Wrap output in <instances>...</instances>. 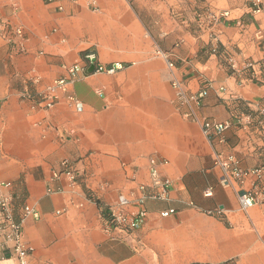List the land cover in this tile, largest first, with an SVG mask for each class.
<instances>
[{
	"label": "crops",
	"instance_id": "crops-1",
	"mask_svg": "<svg viewBox=\"0 0 264 264\" xmlns=\"http://www.w3.org/2000/svg\"><path fill=\"white\" fill-rule=\"evenodd\" d=\"M98 6L93 11L86 0H0V21L21 26L26 36L24 51L15 52L0 35V196L9 197L15 220L24 205L39 212L22 226L31 247L27 264L230 258L264 264L261 207L240 210L238 186L220 183L222 170L213 158L217 150L244 168L264 165V125H233L226 141L212 146L200 123L185 116L166 60L156 54L158 48L166 52L189 91L207 89L196 108L200 118L256 113L264 105V8L252 13L250 0H99ZM221 10L229 16L206 19L207 12ZM89 53L95 62L123 66L114 73L78 72L52 108L21 97L66 76L65 67ZM68 94L81 102L80 110ZM150 157L166 160L160 169L172 181L168 199L145 200L147 217L138 229L110 226L108 206L148 183ZM63 159L75 170L73 184L53 177ZM255 183L250 176L242 188ZM209 188L211 196H204ZM168 208L175 212L160 217ZM214 208L222 219L200 211ZM2 257L0 264H18L10 249Z\"/></svg>",
	"mask_w": 264,
	"mask_h": 264
},
{
	"label": "built area",
	"instance_id": "built-area-1",
	"mask_svg": "<svg viewBox=\"0 0 264 264\" xmlns=\"http://www.w3.org/2000/svg\"><path fill=\"white\" fill-rule=\"evenodd\" d=\"M53 2L57 0H45ZM99 0H86V4L93 10L97 11ZM251 12L259 13L264 8V0H250ZM59 9L62 7L59 5ZM229 16L227 10L218 12H207L206 19L211 21L219 20ZM0 35L6 37L15 52H23L26 36L24 30L19 25L11 24L7 21H0ZM156 54L161 55L166 60V66L170 74V85L174 90L176 99L180 105L186 106L185 116L200 123L202 132L212 146L215 144L224 143L225 135L231 126L235 125L238 129H247L250 126L264 125V105L257 109L256 113L240 112L235 114L233 120L217 121L213 119L200 118L196 113V108L201 105L203 98L207 95L206 88H200L197 91H189L184 81L175 74V64L168 59L166 52L159 48L156 49ZM230 67L237 70L238 66L233 58H228ZM93 66L95 72L114 73L122 68V63L111 62L108 65L95 62V55L89 53L84 55L80 62L71 66L65 67L66 76L54 79L47 83L39 92L31 90L23 91L21 97L35 104H40L42 108H52L60 98V93L66 92L68 84L75 79L76 74L80 71ZM38 81L35 76L34 82ZM67 100L69 104L77 110L82 108L81 102L73 95L68 94ZM214 164L220 166L222 170V178L220 183L225 186H238L237 199L240 210L247 213V210L253 206H260L264 217V165L244 168L241 166L239 159L232 155L224 154L222 151L214 150ZM166 160L150 157L148 159V183H138L134 189L127 193L118 195L114 204L108 206L106 221L110 226L117 227L125 231L138 229L147 217V211L144 208L145 200H166L172 186L171 179L162 174L160 166L164 165ZM61 170L53 173L54 178H59L61 175L73 184L76 182V173L67 159L60 162ZM254 177L256 183L252 184L251 188L243 189L242 185L248 177ZM4 186H9L8 182L2 183ZM48 191H53L48 189ZM211 188L203 192L204 196H211ZM193 206V204H190ZM63 210H57L56 213H61ZM208 215H214L221 218V210L219 208L200 210ZM175 212L173 208L161 210L160 217H168ZM32 216L39 217V212L29 205H24L22 214L19 219L15 220L10 208V199L8 196H0V259H2V251L10 249L11 255L16 259L18 264H27L28 256L31 252V247L28 246L22 237V226L24 220ZM190 264H234L231 259L220 262H192Z\"/></svg>",
	"mask_w": 264,
	"mask_h": 264
},
{
	"label": "rangeland",
	"instance_id": "rangeland-1",
	"mask_svg": "<svg viewBox=\"0 0 264 264\" xmlns=\"http://www.w3.org/2000/svg\"><path fill=\"white\" fill-rule=\"evenodd\" d=\"M202 212V211H201ZM202 213H204V212H202ZM205 214V213H204ZM205 215H207V216H212V217H216V216H214V215H208V214H205ZM216 218H218V217H216ZM220 219H222V218H220ZM232 261H233V263L234 264H236V262H237V258H230Z\"/></svg>",
	"mask_w": 264,
	"mask_h": 264
},
{
	"label": "water",
	"instance_id": "water-1",
	"mask_svg": "<svg viewBox=\"0 0 264 264\" xmlns=\"http://www.w3.org/2000/svg\"><path fill=\"white\" fill-rule=\"evenodd\" d=\"M89 71H93V66H90L89 67Z\"/></svg>",
	"mask_w": 264,
	"mask_h": 264
}]
</instances>
